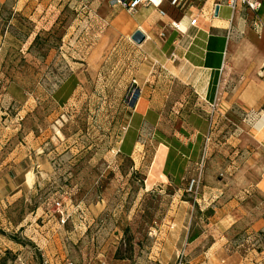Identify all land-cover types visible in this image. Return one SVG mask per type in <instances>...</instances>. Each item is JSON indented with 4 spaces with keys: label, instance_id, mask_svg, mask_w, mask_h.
<instances>
[{
    "label": "rangeland",
    "instance_id": "rangeland-1",
    "mask_svg": "<svg viewBox=\"0 0 264 264\" xmlns=\"http://www.w3.org/2000/svg\"><path fill=\"white\" fill-rule=\"evenodd\" d=\"M110 1L0 0V264H264L228 126L168 61L158 15ZM140 27L156 41L135 44ZM161 142L182 144L169 181Z\"/></svg>",
    "mask_w": 264,
    "mask_h": 264
},
{
    "label": "crops",
    "instance_id": "crops-1",
    "mask_svg": "<svg viewBox=\"0 0 264 264\" xmlns=\"http://www.w3.org/2000/svg\"><path fill=\"white\" fill-rule=\"evenodd\" d=\"M149 8L165 25L164 29H151L160 37L163 34L161 40L173 48L168 61L176 64L175 72L187 75L183 81L193 85L215 108L213 123L228 126L226 138L235 183L238 180L251 200L264 204V30L260 31L262 39L251 32L254 16L243 8L233 13L229 7H221L217 16L211 2L196 3L184 11L164 4L163 10H169L166 17ZM260 18L264 23V1ZM193 19L197 20L195 26ZM134 24L123 25L119 20L115 29L130 31ZM140 31L156 41L152 32L148 35L141 27ZM166 162L167 158L164 166ZM261 221L252 229H263Z\"/></svg>",
    "mask_w": 264,
    "mask_h": 264
},
{
    "label": "built area",
    "instance_id": "built-area-1",
    "mask_svg": "<svg viewBox=\"0 0 264 264\" xmlns=\"http://www.w3.org/2000/svg\"><path fill=\"white\" fill-rule=\"evenodd\" d=\"M263 1L264 0H111L110 4L114 8H121L130 13H136L143 7H153L159 11L162 17H166V12L163 10L164 4L169 5V7L174 10L184 11L189 7H193L196 3L211 2L213 5V13H215V9H220L221 7H229L233 13H236L242 8L247 10V12H250L254 16L252 19L254 28L260 32L261 30H264V23L260 18ZM196 23L197 20L193 19L192 25L195 26ZM195 184L197 185L198 182L193 180L191 189L195 186Z\"/></svg>",
    "mask_w": 264,
    "mask_h": 264
},
{
    "label": "trees",
    "instance_id": "trees-1",
    "mask_svg": "<svg viewBox=\"0 0 264 264\" xmlns=\"http://www.w3.org/2000/svg\"><path fill=\"white\" fill-rule=\"evenodd\" d=\"M78 85H79V82H78L77 78L74 77V76H72L70 78V80L66 84H64L60 88V90L58 91V93L56 94L57 95L56 96V99H57L58 103L61 104V105H65L69 101V99L72 97V95L75 92V90L78 87ZM161 143L165 144L166 147H168L169 150H170L169 151V154H168V157H167L166 167H165V171H164V174L167 177L170 178V174H169L167 168L170 166L171 161H173L172 160L173 159V154L175 153V150L174 149L175 148L182 147V144H179L180 146H178V145L177 146H174V145H172L170 143L169 144L168 143H165V142H161ZM122 151L124 153H126V155H128V156H130L131 155V152H132L131 150L126 151V150H123V149H122Z\"/></svg>",
    "mask_w": 264,
    "mask_h": 264
},
{
    "label": "bare ground",
    "instance_id": "bare-ground-1",
    "mask_svg": "<svg viewBox=\"0 0 264 264\" xmlns=\"http://www.w3.org/2000/svg\"><path fill=\"white\" fill-rule=\"evenodd\" d=\"M109 36H111V34ZM167 152H168V148L165 145H162L161 148L159 149L158 153H157L155 160H154V164H153V168H152L153 171L162 170V168L165 164L166 158H167ZM161 178L164 179V178H166V176L161 173Z\"/></svg>",
    "mask_w": 264,
    "mask_h": 264
},
{
    "label": "water",
    "instance_id": "water-1",
    "mask_svg": "<svg viewBox=\"0 0 264 264\" xmlns=\"http://www.w3.org/2000/svg\"><path fill=\"white\" fill-rule=\"evenodd\" d=\"M218 12H219V8H217V11H216V15L217 16H218ZM131 39H132V41L135 44L142 45L146 41L147 37H146V35L142 31L138 30V31H136L133 34V36L131 37Z\"/></svg>",
    "mask_w": 264,
    "mask_h": 264
}]
</instances>
